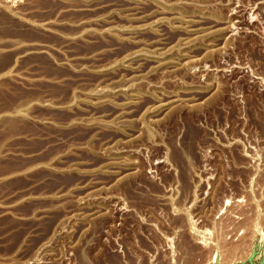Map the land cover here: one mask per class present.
Segmentation results:
<instances>
[{
  "label": "rangeland",
  "instance_id": "obj_1",
  "mask_svg": "<svg viewBox=\"0 0 264 264\" xmlns=\"http://www.w3.org/2000/svg\"><path fill=\"white\" fill-rule=\"evenodd\" d=\"M0 264H264V0H0Z\"/></svg>",
  "mask_w": 264,
  "mask_h": 264
}]
</instances>
